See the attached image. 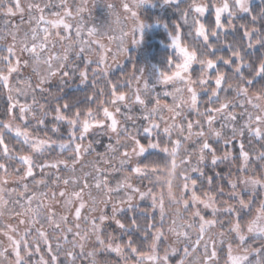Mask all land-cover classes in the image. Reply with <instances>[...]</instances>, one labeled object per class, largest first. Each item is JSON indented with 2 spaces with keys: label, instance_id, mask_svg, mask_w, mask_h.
<instances>
[{
  "label": "snow or ice",
  "instance_id": "1",
  "mask_svg": "<svg viewBox=\"0 0 264 264\" xmlns=\"http://www.w3.org/2000/svg\"><path fill=\"white\" fill-rule=\"evenodd\" d=\"M161 2L163 65L113 80L150 0H102L118 34L87 0H0V258L264 264V0Z\"/></svg>",
  "mask_w": 264,
  "mask_h": 264
},
{
  "label": "rangeland",
  "instance_id": "2",
  "mask_svg": "<svg viewBox=\"0 0 264 264\" xmlns=\"http://www.w3.org/2000/svg\"><path fill=\"white\" fill-rule=\"evenodd\" d=\"M28 2H29V0H22V3H24L25 5ZM45 2H46V0H45ZM56 2L58 3L59 0H56ZM82 2H83V0H68V3L73 7V9H75L76 6H79ZM120 2H121V0H103V3H114V4H116L118 6L116 9L117 12H121V9L119 8ZM259 2H260V0H252L253 4H256ZM103 3H102V0H87V7H88L89 11L85 12L83 14L84 24L87 25L88 27L99 26L101 24L105 25V27H107L108 25H111V27L113 29L117 30L115 34H118L119 26L115 23L116 17L114 15L109 14L107 9L104 8ZM142 14L146 15L149 19H151V17L153 15L161 14V13H160V10H158V9H153L149 6H145L142 10ZM162 14L167 17L168 21H170L171 19L174 18V14L170 10H164L162 12ZM14 22L19 23V17H17ZM158 29L163 30L162 28L145 29L144 35L145 34H152L153 32H155ZM163 31L166 32L165 30H163ZM109 34H114V33L109 32ZM102 39H103V42H105L106 44L108 43L106 36L103 37ZM8 42H11V41L9 40ZM109 46L112 47L113 50H115L114 45H109ZM161 47L164 49V48H167V45L161 44ZM129 49H130L129 50V57L128 58L127 57H120L121 64L112 69V75L115 74L116 72L124 71V69H126L130 64L133 66V63H135L137 66H143L145 68L146 72L152 70L153 64L149 61L150 51L147 49V42L145 41L144 36H143V40H142L140 46L133 47L130 45ZM133 87H135V81H133ZM125 91H128V89L125 88ZM169 102H170V100H169ZM3 176H4V173L0 172V177H3ZM6 178L8 179V181L10 183L7 186L0 184V187L14 188L15 184H13L11 182L18 179V177L13 173L12 169L8 170ZM135 183L137 185H139L141 182L139 180H137V181H135ZM30 187H31V185H30ZM160 191H161V189H159L156 193L159 195ZM164 194L166 197L167 184L164 187ZM10 199L14 200L15 194H12ZM8 207L9 208L12 207L11 203L8 205ZM9 223L16 224V220L11 219V214L9 212H5L3 216H0V228H3L4 225L9 224ZM3 246H6V242L0 240V247H3ZM0 264H11V257L7 260L0 258ZM129 264H132V262L130 261ZM221 264H223V261H221Z\"/></svg>",
  "mask_w": 264,
  "mask_h": 264
},
{
  "label": "trees",
  "instance_id": "3",
  "mask_svg": "<svg viewBox=\"0 0 264 264\" xmlns=\"http://www.w3.org/2000/svg\"><path fill=\"white\" fill-rule=\"evenodd\" d=\"M256 8L257 11L260 6V2L253 4ZM145 41L147 42V49L150 51L149 54V61L153 65L161 66L164 63L167 48H162L161 44L167 45V33L164 32L161 29L156 30L152 34H145L144 35ZM134 68L130 64L124 71L122 72H116L115 74L112 75V79L116 80L118 78H122L127 80L129 78V75L133 72ZM163 70V69H162ZM125 90V89H124ZM82 95V94H81ZM3 104V97H0V105ZM165 180L164 187L166 185V180H167V175L164 174L162 177ZM147 184V181L144 182ZM161 189L160 185H157L156 188L154 189L156 192Z\"/></svg>",
  "mask_w": 264,
  "mask_h": 264
},
{
  "label": "clouds",
  "instance_id": "4",
  "mask_svg": "<svg viewBox=\"0 0 264 264\" xmlns=\"http://www.w3.org/2000/svg\"><path fill=\"white\" fill-rule=\"evenodd\" d=\"M145 6H149L153 9H158L160 10L161 14L153 15L151 19H149L146 15L142 14V10ZM164 10H170V9L167 5L163 4L161 0H150V3L143 5L142 9L140 10V19L145 25L144 30L148 28H162L163 30L167 32V30L164 28V24L168 23V19L165 15L162 14ZM141 42L139 45H131V46L138 47L141 45ZM125 57L128 58V56H125Z\"/></svg>",
  "mask_w": 264,
  "mask_h": 264
}]
</instances>
